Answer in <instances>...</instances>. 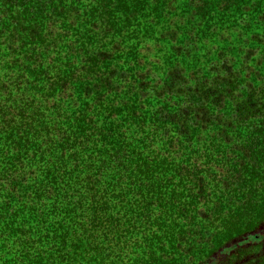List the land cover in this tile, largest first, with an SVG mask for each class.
Wrapping results in <instances>:
<instances>
[{"label":"trees","instance_id":"trees-1","mask_svg":"<svg viewBox=\"0 0 264 264\" xmlns=\"http://www.w3.org/2000/svg\"><path fill=\"white\" fill-rule=\"evenodd\" d=\"M0 264H264V0H0Z\"/></svg>","mask_w":264,"mask_h":264},{"label":"rangeland","instance_id":"rangeland-1","mask_svg":"<svg viewBox=\"0 0 264 264\" xmlns=\"http://www.w3.org/2000/svg\"><path fill=\"white\" fill-rule=\"evenodd\" d=\"M216 45H218V44H216ZM225 45H226V43H225ZM225 45H224V46H225ZM224 46H223V47H224ZM165 47H166V49H168L167 46H165ZM200 48H201V47H200ZM203 48H204V47H203ZM203 48L201 49V51L204 50ZM160 53H161V52H160ZM154 54H155V52H154ZM154 54H153V55H154ZM161 54H162V53H161ZM153 55H152V56H153ZM182 64L184 65V66H183L184 69L182 68V69H183V72H184V73H188V71L191 70V67L193 66L194 62H193V61H189V60H183V61H182ZM185 67H186V68H185Z\"/></svg>","mask_w":264,"mask_h":264}]
</instances>
